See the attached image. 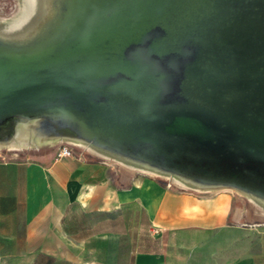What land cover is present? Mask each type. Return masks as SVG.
<instances>
[{
	"label": "rangeland",
	"instance_id": "obj_1",
	"mask_svg": "<svg viewBox=\"0 0 264 264\" xmlns=\"http://www.w3.org/2000/svg\"><path fill=\"white\" fill-rule=\"evenodd\" d=\"M119 1L93 3L79 32L90 52L39 70L50 75L38 79L47 91L30 94L34 108L0 118V160L33 157L61 145L79 153L94 145L122 157L109 159L114 170L124 161L136 163L206 187L237 188L264 201V84L248 73L264 82V0H159L162 25L154 27L147 18L117 37L112 28L125 22L118 16L125 1ZM17 3L0 0V54L44 49L64 37L65 29L51 41L23 44L28 28L9 27ZM32 7L35 14L46 11L41 1ZM113 14L121 20L113 21ZM183 31L190 44L178 37ZM150 34L167 41L156 42L154 56L131 58L134 48L147 46ZM81 57L89 63L76 70L73 64ZM22 74L13 80L7 71L0 80V105H19L16 99L26 97V90L5 93L11 80L13 86L27 80ZM78 99L89 104L81 119L60 112ZM83 123L100 128L102 135L86 141L62 129L85 135ZM175 123L180 126L172 130ZM47 137L53 141L47 143ZM262 236L254 229V253L264 250Z\"/></svg>",
	"mask_w": 264,
	"mask_h": 264
},
{
	"label": "crops",
	"instance_id": "obj_2",
	"mask_svg": "<svg viewBox=\"0 0 264 264\" xmlns=\"http://www.w3.org/2000/svg\"><path fill=\"white\" fill-rule=\"evenodd\" d=\"M57 149L0 160V264H264V201Z\"/></svg>",
	"mask_w": 264,
	"mask_h": 264
},
{
	"label": "water",
	"instance_id": "obj_3",
	"mask_svg": "<svg viewBox=\"0 0 264 264\" xmlns=\"http://www.w3.org/2000/svg\"><path fill=\"white\" fill-rule=\"evenodd\" d=\"M122 1L120 0L119 2H122ZM124 1H125V3L123 2L124 6L122 8L123 12H120L118 16H120V14H121V18H123V20H125V22L123 21V23L121 25H118V26L116 25L112 28L111 31H113V30L117 31L115 33V36L118 37L119 34L121 35V31H123L122 34H125V32H128L126 30L131 29V26H132L131 23L134 24L133 25V27H134L136 23H139V21H143L147 18L153 19V25L152 26H154V27H156V26L159 27L160 25L163 24L162 22H160V20H161L159 18L160 14L158 13V4L160 2L159 0H124ZM117 9L120 10V8H117ZM156 10H157V12H156ZM117 12H116V14H117ZM121 18L117 19V17H114V14H113L112 20L113 21H115V20L119 21V20H121ZM84 20H85V18L83 19V21H81L77 25H75V27L67 35H65L61 40H59L55 43H52L50 46H48L44 49L25 51L24 52L25 54H22L20 52H8L7 54H0V80L7 73V71L10 72L11 75H13L10 79L14 80L17 77L19 79V76L23 72L26 75L25 78L27 79L25 82L14 85V86L12 85L13 81L11 80V83L9 84L8 89L5 93H8V96H13V94L16 93L17 91L33 90L34 94L31 93L32 97H33V95L38 94L40 91H43V90L47 91V89H48L47 86L42 87V85L44 83H41V81L39 82L38 79L41 78L44 80V77H46V75L47 76L50 75V73L47 71L41 73V72H39V70H43L44 68H48L49 63H54L60 59L64 60V62L69 61V60L74 61V60L78 59L77 55L78 56L80 54L87 55L88 52H90V49L87 51L85 43L81 42V40H80L81 34H79L80 29H81V24L84 22ZM128 22H130V23H128ZM147 22H145L144 25H146ZM142 25H143V23L140 22L141 27H143ZM119 27H121V30ZM133 29H136V26ZM161 37L162 36H158V37L155 35L151 36V34H150V36L147 38V41H146L147 46H145L144 48L142 47L141 49L139 47L134 48L132 50L133 53H130L131 58L138 60L140 58L139 55H142V56L143 55L144 56L149 55L150 57L154 56L155 55V44H156V42L158 41L159 43L162 42L165 44L167 41V39H166V41L163 39L160 40ZM178 37H180L182 39L183 44H185V45L190 44V41L187 39V32H184V31L181 32ZM182 41L180 43H182ZM53 47H56L54 51L50 52L49 54H45V55L43 54L44 52H48ZM73 50H76V51H73ZM53 55H54V57H53ZM57 56H59V57H57ZM88 63L89 62L85 58L81 57L80 60H78V62L73 64L74 69L81 70V69L85 68L88 65ZM27 73H29V74H27ZM30 73H32V75H30ZM38 73H40V75L42 77H40ZM248 73L252 77L254 82H256L258 84H264V82H261L260 79H258L257 76H255V74L253 72L248 71ZM18 79H15V80H18ZM36 84L37 85L39 84V87L38 86L36 87L35 86ZM75 86H76V84H75ZM24 96H25V94H24ZM33 100H34V98H31L30 95H26V97H20L19 99H16L15 102L16 103L17 102L18 103L25 102L29 106V105L33 104ZM74 103L72 104V107H73ZM9 104L10 103L8 102L7 105H5V106L0 105V112L2 113L3 110L5 109L4 107L8 106ZM200 109H203V108L200 107ZM178 124L179 123L173 124L174 126H172L171 129L172 130L178 129V127L180 126ZM94 130L97 132L98 135H102L100 128L96 127V128H94ZM132 149H134V148H132ZM134 150L139 151L137 149H134Z\"/></svg>",
	"mask_w": 264,
	"mask_h": 264
},
{
	"label": "bare ground",
	"instance_id": "obj_4",
	"mask_svg": "<svg viewBox=\"0 0 264 264\" xmlns=\"http://www.w3.org/2000/svg\"><path fill=\"white\" fill-rule=\"evenodd\" d=\"M96 1L97 0H42L46 11L43 14H35L32 7L34 0H18L16 5L17 8H19L18 14L17 16H14L9 27L14 30L18 28L20 29L21 27L24 28V26L28 28L25 32L26 37L22 41L23 44L41 42L45 39L46 42L51 41L58 34H61L64 29V36L67 35L75 25L83 21L90 10V7H92L93 3ZM55 48L56 47H53L43 54H49L54 51ZM31 93H33V90L25 91V95H30ZM87 107L88 104L86 102L78 99L73 107L62 108L60 109V112L64 115H72L77 119H81L79 113ZM4 108L3 112H0V118L6 117V115L12 111H31L34 107H31V105L28 106L26 103H20L19 105H8ZM83 124L88 133L85 134L86 136L74 132L71 129H62L77 139L82 138L84 140H89L92 136H99L94 129L85 123ZM35 129L42 131L53 130L52 128L41 126L35 127ZM148 151L151 153L154 150L149 149ZM261 192L264 193V190H261Z\"/></svg>",
	"mask_w": 264,
	"mask_h": 264
},
{
	"label": "built area",
	"instance_id": "obj_5",
	"mask_svg": "<svg viewBox=\"0 0 264 264\" xmlns=\"http://www.w3.org/2000/svg\"><path fill=\"white\" fill-rule=\"evenodd\" d=\"M72 155V151L69 147L62 145L55 152V160L59 159L62 156H70Z\"/></svg>",
	"mask_w": 264,
	"mask_h": 264
}]
</instances>
